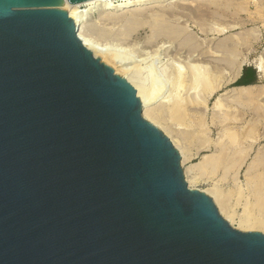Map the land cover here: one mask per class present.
Listing matches in <instances>:
<instances>
[{
    "label": "water",
    "instance_id": "95a60500",
    "mask_svg": "<svg viewBox=\"0 0 264 264\" xmlns=\"http://www.w3.org/2000/svg\"><path fill=\"white\" fill-rule=\"evenodd\" d=\"M59 4L0 0V264H264Z\"/></svg>",
    "mask_w": 264,
    "mask_h": 264
},
{
    "label": "rangeland",
    "instance_id": "374dc122",
    "mask_svg": "<svg viewBox=\"0 0 264 264\" xmlns=\"http://www.w3.org/2000/svg\"><path fill=\"white\" fill-rule=\"evenodd\" d=\"M162 3L158 21L147 11L141 15L144 25L132 32L122 22L106 21L98 10L86 13L85 25L115 56L118 66L129 67V76L162 87L155 106L163 112L162 123L171 132L169 139L182 143L190 157L181 168L184 175L187 168H194L198 181L192 189L211 190L234 219L233 225L229 223L232 227L242 230L241 223L264 227V0ZM224 57L228 59L225 64ZM196 63L209 67L215 86L221 82L224 89L206 104L191 106L192 111H171L170 103L164 101L176 93V70L189 73ZM108 66L124 77L117 68ZM238 80L251 85V94L241 97L234 92L241 85ZM188 88L180 95L189 96L192 90L186 94ZM210 158H220V165L212 167ZM242 231L264 234L263 228Z\"/></svg>",
    "mask_w": 264,
    "mask_h": 264
},
{
    "label": "bare ground",
    "instance_id": "6f19581e",
    "mask_svg": "<svg viewBox=\"0 0 264 264\" xmlns=\"http://www.w3.org/2000/svg\"><path fill=\"white\" fill-rule=\"evenodd\" d=\"M62 1L64 4H59L58 6L59 7L62 6L63 9L68 13L69 17H71L73 21L75 22V24L77 25L78 36L83 42V45L86 48H88L95 57H98L99 59H101L102 62H104L107 65L109 64L110 66L117 68L116 70H118L119 73H121L124 76V78L134 86L136 90V94L138 98L140 99V102L142 105V112H141L142 117L146 119L147 121L151 122L153 125L160 128L168 138H171L170 137L171 132L169 128H167L162 123V121L164 120L162 118L163 112L161 108L159 109L158 106H155L156 105L155 102H157L160 94L162 93L161 92L162 87L159 85V87H161L160 89L158 85L155 86L153 84L152 85L150 84L151 85L150 86V85L140 82L134 77L129 76L128 75V72L130 70L129 67H126L127 65L118 66L119 63H117L118 61H116L115 56L111 54L106 48H104L96 40V38L92 35V33L86 28L85 20L87 18L86 17L87 12L98 10L100 12V15L103 16V19H105L106 21L122 22L123 27H125L127 30L132 32L133 30L138 29L139 27L144 25L145 21L141 16L142 14L147 13V11L151 12L152 15L150 17L153 19L155 17L156 19L155 22H156L158 21L157 19L159 17V15L157 14V10L162 7V4H163L162 2L167 1L168 2L167 5H169L175 0H85V1H82L76 4H71L67 0H62ZM118 11H121V14L118 15ZM159 32H160L159 28L157 27L155 29L156 35H159L160 34ZM222 62H224L225 64L226 62H228V59L224 57L222 58ZM207 68L206 66L204 67L203 64L202 66L197 64L196 66L190 67L191 72L189 73L184 72V70L181 71L179 70V68L176 70L177 71L176 73L177 80L175 79L176 86H177V89L175 91L176 93L170 96L171 99L164 101L166 104H168L167 102L170 103L171 111L175 110V112L181 113V111L183 112V110L185 109L191 110L190 109L191 106L195 105L196 103L199 104L203 102L206 104L213 95H215L216 93H219V91H222L224 89L223 87L224 84L222 85L221 82L220 84H218V86H215V81L213 80L215 76L209 73V70ZM238 69H239V66H238ZM239 75L240 73H238L236 79L239 78ZM185 88H188V90L187 89L185 90L186 94L189 93V91L191 90L192 92H190L189 96L183 97L182 95H180V91ZM251 90H252V87H249V86L248 87H238L234 92H236V94L242 97V96L251 94ZM191 94L194 95L195 97H192ZM220 102L221 101L217 102V108L218 106L219 108H221ZM241 102H245V101H241ZM170 110L168 109V112H170ZM172 141L171 142L174 143L173 145H175V148H177L181 156V164H183L185 160H188V157H189L188 153L186 149L181 145L182 143L180 144L179 141L174 140V139ZM234 142L235 141H233V144ZM212 159L208 161L209 164L212 167H216V166L218 167V165H220L218 161L220 158L218 160L217 158L215 159L212 158ZM184 176H186V180H187V184H189V188H192V184L198 181V176L196 175L195 170L192 167H189L185 170ZM204 193L208 194L214 199L213 201L214 203H216L219 213H221L223 218H225L231 225H233L234 219L229 214H227V212L225 211V208L219 202V198L211 190L204 191ZM239 227L242 230H253V229H259V228L264 229V227H259L256 225H248V224L246 225L243 223H241Z\"/></svg>",
    "mask_w": 264,
    "mask_h": 264
},
{
    "label": "trees",
    "instance_id": "16d2710c",
    "mask_svg": "<svg viewBox=\"0 0 264 264\" xmlns=\"http://www.w3.org/2000/svg\"><path fill=\"white\" fill-rule=\"evenodd\" d=\"M236 83L241 84V85H238V86H236V87H241V86H251V85H245V84H246L245 81H239V80H238Z\"/></svg>",
    "mask_w": 264,
    "mask_h": 264
}]
</instances>
